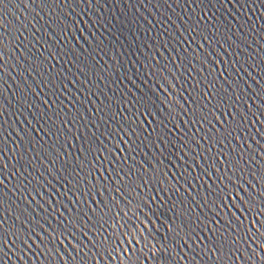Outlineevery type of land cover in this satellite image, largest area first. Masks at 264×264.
<instances>
[{
    "label": "water",
    "instance_id": "95a60500",
    "mask_svg": "<svg viewBox=\"0 0 264 264\" xmlns=\"http://www.w3.org/2000/svg\"><path fill=\"white\" fill-rule=\"evenodd\" d=\"M0 25V264H264L235 195L264 191V0H0Z\"/></svg>",
    "mask_w": 264,
    "mask_h": 264
},
{
    "label": "snow or ice",
    "instance_id": "6c2138e0",
    "mask_svg": "<svg viewBox=\"0 0 264 264\" xmlns=\"http://www.w3.org/2000/svg\"><path fill=\"white\" fill-rule=\"evenodd\" d=\"M213 115L215 114L213 113ZM201 118L207 119V116L201 115ZM228 179L231 180V177H228ZM2 183L3 182L0 181V184ZM241 187L243 186L241 185ZM225 188H227V185H225ZM233 191L234 190L225 191L224 189H221L219 193V201L217 203V207H220V204H223V206L227 208L228 202L229 200H231L232 206L239 210L240 204H237L235 200H232ZM235 195L243 202L245 208L249 209V211L255 214L254 219L251 222L252 229H255V232L253 233L252 229H247V224L245 222H240L239 217H237L236 214L231 211V208H228L229 213H231V216L234 220L240 222L241 226L248 230L249 235H258L260 241L258 243V247L264 249V219H261V217H264V191H260L256 195L245 191L244 196H240L239 192H235ZM257 195L261 197L259 200H257L256 198ZM224 218H226L225 220H227V214H225ZM257 222L259 223V227H257ZM220 237L223 238L225 242H227L228 238L224 237L223 232L220 233Z\"/></svg>",
    "mask_w": 264,
    "mask_h": 264
}]
</instances>
